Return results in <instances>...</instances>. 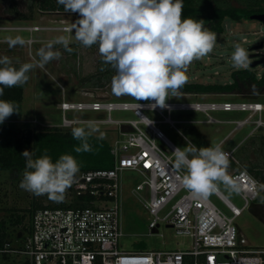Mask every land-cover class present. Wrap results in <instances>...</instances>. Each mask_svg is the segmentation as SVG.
<instances>
[{
    "label": "built area",
    "instance_id": "obj_1",
    "mask_svg": "<svg viewBox=\"0 0 264 264\" xmlns=\"http://www.w3.org/2000/svg\"><path fill=\"white\" fill-rule=\"evenodd\" d=\"M59 23L47 26H0V29L28 32L25 42L30 46L36 42L32 36L35 31L58 30L66 32L69 37V29L73 27L65 20ZM245 39L242 38L243 41ZM196 95L179 91L177 96L190 98ZM59 107L63 112L60 125L66 129L75 128L78 124L85 125L90 120L97 124L118 126L119 136L109 142L113 165L109 168L79 171L60 201H54L48 195L38 196L41 205L30 210L26 231L18 237L22 240V246L8 241L0 248V254L24 255L22 261L14 259L20 264H182L184 256H191L192 264L264 262V248H251L237 242V228L234 224L242 208L249 207L251 202L257 200L261 192L259 185L262 183L243 167L228 169L227 174L240 187L238 194L244 205L236 207L218 190L213 194L229 209L230 215L225 214L207 196L198 197L183 185L182 177L186 169L175 167L173 152L177 147L156 126L160 121L151 120L144 113L145 110L156 111L162 116V122L175 127V121L162 111L190 110L202 113L205 119L187 122H229L234 124V129L249 123L253 125L251 134L259 132L264 135L263 103L244 99L167 101L161 107L155 100L95 99L62 101ZM69 110L94 111L105 113L106 116L101 119L67 118L64 112ZM113 110L131 111L133 118L112 119L110 113ZM211 111H244L248 114L243 119L224 121L213 117ZM223 151L229 154L231 162L239 165L233 157L235 148ZM127 170L142 176L134 190L146 189L148 192L143 206L151 216L149 230H156L160 223H164L174 228L177 234L188 235L191 238V249L125 250L118 247V239L122 235L119 177ZM165 208H168L167 212L159 216L158 213Z\"/></svg>",
    "mask_w": 264,
    "mask_h": 264
},
{
    "label": "rangeland",
    "instance_id": "obj_2",
    "mask_svg": "<svg viewBox=\"0 0 264 264\" xmlns=\"http://www.w3.org/2000/svg\"><path fill=\"white\" fill-rule=\"evenodd\" d=\"M30 0H15L14 5L18 10L31 15L30 19L20 20L14 14L10 7L11 0H0V26L31 25L40 26L59 25L60 20L73 27L81 16L73 12H41L38 9L29 12ZM233 6H245V0H227ZM217 34V41L214 50L199 60H194L187 69L186 75L188 82L197 83H227L231 81V71L237 68L233 67L231 59L235 46L244 47L249 54L250 47L263 43V46L252 50L259 52L258 57H264V26L257 20L242 19L232 21L224 20V31ZM75 30L69 34V45L66 50L63 45H54V50L60 52V58L54 59L43 67L37 66L32 69L28 75L29 80L23 87V98L21 101V116L15 121L19 124L29 122L39 126H58L62 127L61 121L63 112L60 109L62 101L76 102L88 100H110V101H138L130 96H117L112 90V77L103 86H89L84 84L85 78L97 74L102 62V56L97 45L91 47L83 46L75 39ZM36 42L30 46L25 42L24 45L17 44L11 47L9 40L16 37L28 38V32L9 29H0V58L9 57L13 66L19 68L24 63L38 64L40 57L38 51L46 47L50 42L60 36H67L66 32L58 30H40L32 33ZM245 37V41L242 38ZM253 60V59H252ZM251 61V59H250ZM251 68L249 64L247 67ZM242 69V68H239ZM255 69L257 76L264 73V59ZM249 95V94H247ZM254 97L237 96L233 93H208L197 94L190 98L169 95L167 101H224V100H250L259 101L264 104V89L253 94ZM150 101V100H139ZM145 115L151 120H158L156 126L177 148H185L188 145H194L197 148L210 147L225 141L221 144L223 150H230L239 146L233 153V157L238 160L240 166L247 169L246 160L243 154L248 155L249 162L260 161L259 152L254 147L261 141L259 132H252L253 125L245 124L234 129V124L229 122L204 123L205 116L202 113L190 110H172L162 111L164 115L175 121L174 126L162 122V116L152 110H145ZM211 115L219 120L243 119L248 112L244 111H211ZM67 118L74 119H101L106 116L105 113L94 111L69 110L64 112ZM112 119L126 120L133 118L131 111L113 110L110 113ZM264 119V111L262 112ZM75 127H85L78 124ZM99 131L96 135L104 134V138L109 142L119 136L118 126L116 124H97ZM66 129V128H65ZM160 145V141H158ZM255 144V146H251ZM258 144V145H257ZM191 158V157H190ZM237 167L231 163L228 169ZM22 172L18 179L11 177L9 170H0V219L4 220V229L9 234L12 244L22 246L21 238H16L17 229L26 231L29 223L28 209L32 206V200L37 195L30 193L20 187L23 179ZM142 180V176L135 171H123L119 177L121 193L119 197V210L121 216L122 235L118 239V247L125 250H187L191 249V238L188 235L177 234L175 229L160 223L156 230H149L148 222L151 216L144 209L143 202L148 198L146 189L135 191L134 187ZM219 191L236 207L241 208L244 205L243 199L238 193L229 194L223 184L219 186ZM35 195V196H34ZM212 203L222 212L230 215L227 206L213 193L207 196ZM40 200V197H38ZM110 205V204H109ZM168 208L161 210L158 214L163 216ZM14 216L24 215L22 221L17 226L9 223L10 214ZM234 224L237 228V242L251 248H264V204L256 200L250 203L247 208H242L240 214L235 217ZM10 260L17 259L22 261L24 255H8ZM5 261V255L0 254V264Z\"/></svg>",
    "mask_w": 264,
    "mask_h": 264
},
{
    "label": "clouds",
    "instance_id": "obj_3",
    "mask_svg": "<svg viewBox=\"0 0 264 264\" xmlns=\"http://www.w3.org/2000/svg\"><path fill=\"white\" fill-rule=\"evenodd\" d=\"M65 11L79 13L73 28L75 39L83 46L99 45V52L106 64L116 71L112 78V90L117 96L127 95L136 100H155L164 107L166 98L177 96L186 84L188 66L211 53L217 34L205 27L204 20L183 19V0H57ZM11 47L24 45L22 37L9 40ZM66 50L69 37L60 36L41 48L38 64L24 63L13 66L7 56L0 58V96L4 88L23 86L29 80L28 73L37 66L59 59L60 52L54 45ZM234 68L247 67L251 62L248 51L236 45L231 57ZM13 113H19V104L0 100V124ZM99 131L96 121H87L85 127L72 129V136L80 141L76 153L91 152L89 138ZM100 139L104 134H100ZM34 151H24L26 169L20 187L37 196L48 195L54 201L64 198L80 171L77 159L64 154L54 163L46 153L33 158ZM176 169H186L183 185L198 197H206L219 190L223 184L231 195L240 187L227 174L229 154L220 144L197 148L188 145L173 152ZM191 157V158H190ZM264 191V184L259 185ZM260 202L264 204V197Z\"/></svg>",
    "mask_w": 264,
    "mask_h": 264
},
{
    "label": "trees",
    "instance_id": "obj_4",
    "mask_svg": "<svg viewBox=\"0 0 264 264\" xmlns=\"http://www.w3.org/2000/svg\"><path fill=\"white\" fill-rule=\"evenodd\" d=\"M15 0H11V11L17 15V19L27 20L31 15H27L14 5ZM183 19L193 18L204 20L205 27L210 28L215 33L224 31V20L239 21L249 19V16L254 13L264 12V0H245V6L237 7L227 2V0H183ZM29 12L34 8L41 12H70L65 11L64 7L57 3V0H30ZM99 47L98 44H95ZM116 74L115 69L111 65L106 64L102 57V62L99 66L97 74L85 78L84 84L89 86H103L111 77ZM0 87H3L0 85ZM264 89V73L257 76L255 69L242 68L231 71V81L227 83H197L186 82L179 90L186 93L208 94V93H233L237 96H249L246 99L254 97L253 94H258ZM249 94V95H247ZM23 98V87L15 86L4 88L3 96L0 100L14 101L19 104V113H13L10 117L0 124V170H9L13 179H18L19 175L26 169V160L22 156L24 151H34V159L43 156L45 153L52 158L55 163L61 155H73L79 165L80 171L109 168L113 165V155L110 153V143L105 138L100 139V135L93 134L88 143L90 144L91 152L76 153L75 147L80 146V141L75 140L72 136L73 128H60L58 126H39L29 122L17 123L15 119L21 116V101ZM261 143L254 147L259 152L260 161L249 162L248 155L243 154V159L246 160L247 170L254 175L262 184H264V135L261 134ZM234 164L233 162H231ZM235 165V164H234ZM35 196V195H34ZM42 197V196H41ZM45 197V196H44ZM264 197V191H261L257 200L260 201ZM32 206L28 209V214L32 208L41 205V199L33 198ZM24 215L14 216L10 214L9 223L12 226H17L22 221ZM18 232H24L22 229H17ZM9 234L4 229V220L0 219V248L9 239ZM5 255V261L1 264H20L14 260L8 259ZM182 264H192L191 256H184ZM264 264V262L262 263Z\"/></svg>",
    "mask_w": 264,
    "mask_h": 264
},
{
    "label": "water",
    "instance_id": "obj_5",
    "mask_svg": "<svg viewBox=\"0 0 264 264\" xmlns=\"http://www.w3.org/2000/svg\"><path fill=\"white\" fill-rule=\"evenodd\" d=\"M249 18L259 21L264 26V12L251 14ZM262 46H263V43L250 47L249 57L251 59V62L249 63V67L254 68L258 64L263 62L264 57L263 58L258 57L260 55L259 52H256V51L252 52V50H256ZM20 236H21V232H18L17 237H20Z\"/></svg>",
    "mask_w": 264,
    "mask_h": 264
},
{
    "label": "crops",
    "instance_id": "obj_6",
    "mask_svg": "<svg viewBox=\"0 0 264 264\" xmlns=\"http://www.w3.org/2000/svg\"><path fill=\"white\" fill-rule=\"evenodd\" d=\"M206 95H207V94H206ZM224 141H225V139L221 140V141H220L219 143H217V144H220V145H221ZM238 147H239V146H235V147H233V148H235V151H236ZM235 151H234V152H235ZM239 165H240V164H239ZM239 165H236L237 167H234V168L237 169Z\"/></svg>",
    "mask_w": 264,
    "mask_h": 264
}]
</instances>
